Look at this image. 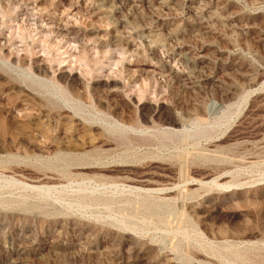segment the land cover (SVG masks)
Instances as JSON below:
<instances>
[{"label": "rangeland", "instance_id": "1", "mask_svg": "<svg viewBox=\"0 0 264 264\" xmlns=\"http://www.w3.org/2000/svg\"><path fill=\"white\" fill-rule=\"evenodd\" d=\"M0 264H264V0H0Z\"/></svg>", "mask_w": 264, "mask_h": 264}]
</instances>
